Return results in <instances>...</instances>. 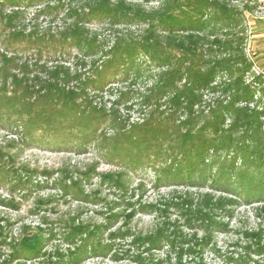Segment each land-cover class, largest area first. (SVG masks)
Listing matches in <instances>:
<instances>
[{
	"label": "trees",
	"instance_id": "obj_1",
	"mask_svg": "<svg viewBox=\"0 0 264 264\" xmlns=\"http://www.w3.org/2000/svg\"><path fill=\"white\" fill-rule=\"evenodd\" d=\"M233 1L0 0V124L26 147L42 143L76 154L94 148L119 169L100 175L99 184L120 193L130 189L128 174L145 168L154 173L155 185L183 187V200L169 204L183 210V226L191 231H170L164 221L134 231L136 214L160 216L166 208L133 197L121 200L119 209L116 201L106 205L105 216L96 211L101 222L81 219L83 206L97 196L86 188L96 164L83 171L73 166L57 180L59 197L76 202L72 216L60 221L67 247L45 250L56 230L44 216L36 226L21 222L17 237L6 231L14 225L8 220L0 226V246L9 253L0 264H84L109 254L117 261L113 250L124 241L136 249L137 264H207V250L221 264H264L262 223L240 232L234 245L241 253L223 254L213 243V228L229 230L215 216H232L241 198L262 204L256 211L264 213V78L253 73L245 52V13L251 8ZM37 7L41 14L62 12L63 26L54 35L20 25L26 10ZM90 23L104 26L110 39H100ZM136 24L138 33L131 29ZM72 49L73 64L45 59L70 56ZM26 53L31 57H22ZM120 106L139 119L122 115ZM33 173L22 180L18 170L0 166V186H9L11 194L28 190ZM205 186L210 192L194 201L188 189ZM54 197H37L32 212L39 214ZM0 206L16 210L18 204L0 199Z\"/></svg>",
	"mask_w": 264,
	"mask_h": 264
},
{
	"label": "rangeland",
	"instance_id": "obj_2",
	"mask_svg": "<svg viewBox=\"0 0 264 264\" xmlns=\"http://www.w3.org/2000/svg\"><path fill=\"white\" fill-rule=\"evenodd\" d=\"M234 5L244 6L247 5L251 8L249 14L245 13V25H246V44L245 52L248 57L253 62V73L263 74L264 78V0H238L232 2ZM154 4H149L146 8L152 7ZM37 8H29L26 10L24 17L20 21V25L27 28L28 30L36 29L39 32H43L47 29L54 35L63 26L62 12L57 13H45L41 14L38 12ZM9 7H5L4 11L8 12ZM87 27L91 31H97L99 33L100 39L109 40L111 32L103 27L97 25L96 23H90ZM139 25H133L131 27L134 33H138L140 30ZM125 30V29H122ZM46 33V32H44ZM3 36L0 35V51L5 52L2 46ZM10 56V52H7ZM70 56L66 57H50L46 56L48 64H56L58 62L73 64L75 55L77 54L75 49L70 51ZM22 57H31L30 53L24 54ZM48 58V59H47ZM142 87L141 84L135 86V88ZM134 88V89H135ZM132 97V96H131ZM133 99V98H132ZM134 100V99H133ZM102 101H108V95L104 94ZM120 113L122 115H130L132 120H138L139 116L137 112L126 111L122 106H120ZM14 139V143L11 140ZM0 166L4 169L14 168L18 170V175L22 180L27 179L28 171H34L33 176L30 178L33 186H29L28 190L17 189L12 194L10 192L9 186H0V199L5 201H14L18 204L16 210L4 206H0V226H4L5 222L8 220L13 223L11 230L6 228V231L12 235V237H17L18 229L21 226V222L36 226L41 222V216L48 219V222L56 230V237L53 238L45 248L47 251H52L54 247L60 246L61 249H65L67 246L62 242L60 233V221L66 220L69 216H72L73 211L76 209V202L70 200H63L59 197V187L57 180L60 178V172L64 168H69L75 166L80 171H83L87 166L91 164H96V172L93 175L91 181L86 184L87 192L95 193L97 196L93 198L94 204L84 205L83 210L79 213L81 219H91L94 222H101V214L106 212V205L116 201L115 208H121L124 206L122 201L131 199L132 201H137L141 199L142 203L145 205H151L152 207L166 208L162 210L160 216L158 213H138L133 218L131 227L134 231L146 232L152 228L154 225L165 222L172 231L173 227L179 228L184 233H191L186 227H184L183 210H179L174 206L170 205V201L175 199V201H182L185 196V189L183 187H176L172 185H155V175L148 169L138 170L134 173L128 174V187L130 188L126 194L120 193L114 189H110L106 185H100V175L118 171L119 169L115 165L108 164L100 154L94 148L89 147L88 150L82 154L64 152L51 145L48 147L42 143H35L30 146L22 145L21 142L16 140V136L11 135L5 124H0ZM71 170V169H70ZM42 172H52L50 177L44 176ZM76 172V171H74ZM35 185H41L39 187H34ZM174 191L179 193L175 194ZM192 193L194 201L200 199V195L205 192H210L208 187L201 188H190L188 189ZM200 193V194H199ZM54 197L52 203L43 205L41 212L35 214L32 212L36 203L37 197ZM11 199V200H10ZM13 199V200H12ZM122 200V201H121ZM259 203H253L247 205L245 201L241 198L240 203L235 205L234 213L232 216L220 214V217L215 216V219L222 220L228 223V232H222L213 228L214 241L218 249L222 251L223 254L236 255L241 253L242 250L235 247L237 239L240 237V232L243 229L254 230L257 228L259 223H262L264 227V213L261 215L259 211H256L257 207H260ZM150 210V209H148ZM100 211V212H96ZM256 211V212H255ZM258 213V215H257ZM218 215V214H217ZM260 215L262 216L260 218ZM158 217V218H157ZM121 225V220L116 226ZM202 229L198 228L199 236L202 235ZM165 250V249H164ZM119 255L117 261H113L110 257L111 254L104 257H89L85 260L84 264H137L134 260V255L137 253L135 248L129 247L127 241L119 242L113 250ZM9 253V248L7 246H0V258L5 259ZM233 253V254H232ZM159 257H163V253L157 254ZM173 257V256H172ZM256 259L255 256H252ZM205 262L207 264H221L222 259L216 257L211 250H207L204 255ZM39 260H27L25 264H37ZM227 264V263H224Z\"/></svg>",
	"mask_w": 264,
	"mask_h": 264
}]
</instances>
